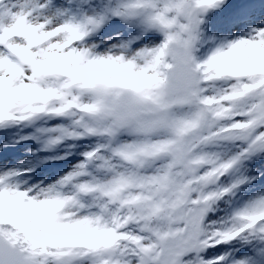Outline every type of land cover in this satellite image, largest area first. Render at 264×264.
Masks as SVG:
<instances>
[{
	"label": "snow or ice",
	"instance_id": "snow-or-ice-1",
	"mask_svg": "<svg viewBox=\"0 0 264 264\" xmlns=\"http://www.w3.org/2000/svg\"><path fill=\"white\" fill-rule=\"evenodd\" d=\"M83 8L0 0V264H264V0Z\"/></svg>",
	"mask_w": 264,
	"mask_h": 264
},
{
	"label": "rangeland",
	"instance_id": "rangeland-1",
	"mask_svg": "<svg viewBox=\"0 0 264 264\" xmlns=\"http://www.w3.org/2000/svg\"><path fill=\"white\" fill-rule=\"evenodd\" d=\"M65 2V3H64ZM71 0H53V3L57 6L64 3V5H67ZM104 5V9L101 11H97L95 8H90L86 15H92L94 12L96 14H102L106 8H111L115 3L116 0H101ZM78 10H71V14L75 15L77 19H79V15H77ZM83 14V13H82ZM112 22H119L115 19H109L107 23L96 33L89 36L87 38L88 42L90 43H98L101 40H105L108 37H114L117 39H123L118 36L112 35L108 37H104L109 31L110 25ZM208 27H205L204 32L206 31ZM211 36H218V34L214 33L211 34ZM206 36V37H211ZM27 131V130H26ZM40 147L38 144L34 143H28V144H22L18 146L13 152L6 154L5 158H11L13 164H20L22 167H34L39 164L40 160L46 159L50 154L44 153V152H37L36 155H31L30 151H25L26 149L29 150H36ZM47 155V156H46ZM64 167V164L62 163H44L40 164L39 167H36V171L34 172V177L36 180H40L41 178L45 176H49L51 178L52 174L61 168Z\"/></svg>",
	"mask_w": 264,
	"mask_h": 264
},
{
	"label": "trees",
	"instance_id": "trees-1",
	"mask_svg": "<svg viewBox=\"0 0 264 264\" xmlns=\"http://www.w3.org/2000/svg\"><path fill=\"white\" fill-rule=\"evenodd\" d=\"M88 5H91V7H89ZM104 5L105 4L103 2H101V0H84V8L82 10H78V11H82L83 14H86L90 8H95V9H97V11L99 10L102 12V10L104 9ZM210 23L211 22H209V24ZM118 31L120 33H122V35H119L118 37L124 39L127 35V32L124 29V27L121 26L119 22H112L110 25L108 33L106 35H104V37H108V36H112V35L117 36L116 34ZM211 34H214V32L211 31L209 28H207L205 31V36H211Z\"/></svg>",
	"mask_w": 264,
	"mask_h": 264
}]
</instances>
